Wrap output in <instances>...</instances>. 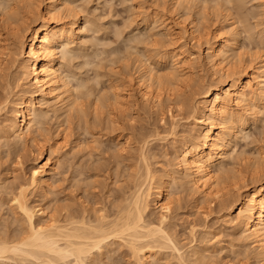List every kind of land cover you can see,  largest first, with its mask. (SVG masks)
I'll return each mask as SVG.
<instances>
[{
  "label": "rangeland",
  "instance_id": "obj_1",
  "mask_svg": "<svg viewBox=\"0 0 264 264\" xmlns=\"http://www.w3.org/2000/svg\"><path fill=\"white\" fill-rule=\"evenodd\" d=\"M22 1L0 0V19L6 11L1 9L7 2L13 7L22 5ZM36 1L40 8L44 6L45 0ZM226 1L179 0L180 4H174L175 0H68V7H73V12L75 10L77 15L87 19L84 34L67 47L70 54L66 64L62 65V70L70 73L67 80L77 100L65 109L67 111L53 103L52 107L51 104L50 108H44L46 112L39 111L43 118L35 126L32 140L28 138L19 144L13 138L0 135V237L14 236V232L17 235V231L20 235L26 230L23 217L11 199L21 185L28 184L30 170L39 154L43 158H52L55 165V172L49 180L50 188L46 193L41 188L28 186L25 198L29 206L44 208L45 214L52 215L61 224L70 214L84 216L91 222L101 214L112 219L116 208L130 201V195H134L133 191L138 187L137 182L143 179L139 174L143 177L145 165H148L154 174L153 187L157 181L165 183L166 199L171 206L167 213V227L170 228L167 231L182 247L184 255L183 260H179L172 248H156L145 264H194L189 255L193 249L199 251L198 258L208 264H260L256 259L255 244L231 222L235 213L224 217V211L216 205L210 210L200 209L201 204L196 202L199 195L192 189V183L188 178H181V171H177L182 142L191 135L194 120L189 111L175 120L169 116L174 113V109L170 113L167 106L172 99L167 94L171 86L168 88L163 81L177 73L175 87L180 95L175 97L179 100L189 96L190 107L195 108L200 101L198 86L208 84L214 77L203 59L208 46L203 36L208 35L206 40L211 41L218 29L224 37L232 38L229 40L236 49L235 56L227 64L229 68L237 69L242 65L250 69L260 65V60L264 59V0ZM226 14L235 22L236 36H229L230 29L227 32L222 29L229 23ZM64 19L69 21L71 17ZM179 20L188 24L193 22L197 33L201 32L203 36L200 34L199 48L188 38H181L180 42L186 43L188 53H194L196 59L190 57L191 61L186 60L187 53L184 62L173 65L170 58L163 55L174 46V36L180 34ZM169 25L173 27L172 31H168ZM144 62L154 68V75L167 86L163 84L161 91L163 118L156 107L151 109L139 98L136 87L139 72L136 68L139 64L145 65ZM18 82L23 85V81ZM16 83L13 81L8 88L10 91H5L4 82L0 84V100L5 98L6 92H10L11 101L22 94L24 87L21 88L19 83L16 86ZM256 105L257 111L239 113L232 129L234 135L230 146L233 150L220 165L221 169L214 170V175L223 181L222 185L229 186L231 180L228 176L236 175L235 178L243 179L240 183L243 181L248 187L251 185L249 177L255 171L259 173L260 181H264L263 171H260L264 168V100ZM12 115L10 108L7 114L5 111L0 114V128L3 119ZM154 132L159 136L155 137ZM143 134L150 136L148 144L141 149L137 137ZM142 150L147 154L145 163L140 160ZM165 173H169L170 178L167 179ZM152 195L149 198L151 205ZM146 214L145 219L150 221L160 216L159 210L153 207ZM120 242L114 240L115 244L104 246L102 257L108 259L116 253L112 256L114 260L136 264L124 242ZM98 254L94 255L100 256ZM16 261L7 260V263H29Z\"/></svg>",
  "mask_w": 264,
  "mask_h": 264
},
{
  "label": "bare ground",
  "instance_id": "obj_2",
  "mask_svg": "<svg viewBox=\"0 0 264 264\" xmlns=\"http://www.w3.org/2000/svg\"><path fill=\"white\" fill-rule=\"evenodd\" d=\"M175 1L174 4L177 2L180 4L179 0ZM22 2V5L15 3L16 6L13 7L8 5L9 2L7 5L5 3L6 6H2L1 10L6 11L0 19V84L4 82L5 91L9 90L13 81L17 82L16 86H18V81H23L22 86L19 84L21 88L24 87L21 91L22 94L14 100L9 99L10 92H6L5 98L0 100V114L3 111L7 114L9 108L13 112L12 117L6 116L3 119L0 135L13 138L16 140L15 143L19 144L25 143L28 138L34 139L35 126L43 118L39 113L47 111L44 108L48 109L55 104L65 110L77 100L73 95L72 86L70 87L67 80L70 73L62 70V65L66 64L67 55L70 54L67 47L73 44L75 39L82 37L84 27L86 28L85 24H87V19L81 18L75 10L73 12V7H68V0L60 2L45 0L42 8L36 0ZM66 16H70L71 19L66 21L64 19ZM225 17L229 23L222 29H227L226 32L230 29L231 35L229 36H236L238 31L233 25L235 22L230 21L229 14L228 17L227 14ZM179 22L177 26L179 25L178 32L181 35L171 34L176 37L173 38L175 44L170 50H167L169 52L165 56L163 55L164 58H170L173 65L184 62V57L188 53L186 43L180 42L181 38H188L199 48L202 41L201 36H203L201 32L197 33L198 29H196V25H193V22L190 24L185 23V20H179ZM167 28L168 31H172L173 27L169 25ZM220 30H217L211 41L207 42L208 33L205 32L207 36H203L206 37L205 43H208L203 59L214 77L208 81V84L202 85L203 83H201V86H198L200 91L197 92L200 101L195 108L194 106L190 107L189 96L185 95L179 100L175 97L180 95L175 87L179 77L177 73L172 75L173 77L166 78L167 80L163 79L168 88L173 86L167 89V94L173 99H168L170 103L168 102L169 110H167L171 113V110L174 109L175 115L171 113L169 116L174 119L188 111L192 112L195 126L193 129L191 128V135L182 142V151L176 163L177 171H181V178L190 180L193 185L192 189L195 194L199 195L201 201L197 198L196 202L201 204V207L198 206V208L209 209L216 205L224 211V217L232 216L235 213L231 222L246 238L252 240L257 247L256 259L258 263L264 264V181H260V175L255 171L249 177L251 185L248 187L243 181L240 183L243 179H238L240 180L238 181L235 178L236 175L235 177L228 176L231 180L228 186L222 185L223 181L214 175V170L221 169L220 165L231 154L229 151L233 150L230 146L234 135L232 129L239 119V113L254 111L256 104L264 100V59L260 60V65L250 69L242 65L237 69L229 68L227 64L235 56L236 49H234L233 41L229 40L230 37H224ZM188 55L189 57H185L186 60L188 58L191 61L190 57L194 59V53H188ZM147 63L144 62L143 66L139 64L141 66L138 65V69L136 68L139 72L136 76L138 95L143 102H147V106L150 105L151 109L156 107L163 118L165 113L162 112L164 103H162L161 91L162 85L165 83L154 75V68H151V65ZM9 104H11L10 107H8ZM154 133L155 137L159 136L156 135V132ZM149 136L143 134L138 136L139 138L137 137L141 149L148 144ZM140 153V160L146 161V152L142 150ZM52 161L49 156L43 158L42 154H39L36 163L30 170L28 184L21 185L14 196L12 193L11 202L20 201L15 205L23 217L26 230H22L23 233L20 232V235L16 230L17 235L14 232V236H11L12 234L6 236V234L4 237H0V264L7 263V260H13V262L20 260L23 263L31 264H75V257L78 256L80 250L92 246L93 241L99 240L104 241L100 245L101 248L107 247L108 243H114V240L124 242V246L127 247L132 258H135L136 264H145L147 257L152 256L156 248L167 247L172 248L171 250L177 254L175 256H178V259L183 260L182 247L178 246L177 241L167 231L170 229L167 227V213L171 206L166 199L165 183L163 181L158 183L159 179H156L157 184L153 187L154 174H151V170L147 168L148 165H145L146 170L143 177L139 174V177L143 179L140 180L138 177L140 181H138L139 184L136 181L138 187L136 191H133L134 195H130L132 198L130 201H126L125 206L116 208L117 211L113 212L115 215L112 219H107V216L101 214L99 218L91 222V220L86 221L84 216L75 217L67 214L65 222L61 224L52 215L45 214L44 208L36 209L29 206L25 198L28 186L38 187L46 193L48 192L49 180L55 172V165ZM260 171H263L264 175V168ZM165 176L167 179L170 178L169 173H165ZM21 188L25 190L23 196H21ZM152 189H154L153 193ZM151 195L153 196L151 199L153 205L149 203ZM22 206L31 213V218L21 212ZM150 206L160 212L159 218L153 219V221L146 220L147 216L144 217L151 208ZM165 208H168L169 211L166 212ZM22 226L24 225L22 224ZM42 227L45 231L41 233L39 230ZM33 229L36 231L34 232ZM108 237H112V239L109 240ZM68 252L71 255H63ZM190 252L189 255L193 257L191 261L194 264H208L207 261L198 258L199 251L193 249ZM99 254L103 256L102 252Z\"/></svg>",
  "mask_w": 264,
  "mask_h": 264
},
{
  "label": "snow or ice",
  "instance_id": "obj_3",
  "mask_svg": "<svg viewBox=\"0 0 264 264\" xmlns=\"http://www.w3.org/2000/svg\"><path fill=\"white\" fill-rule=\"evenodd\" d=\"M24 191L25 190L23 188L20 189L21 196H23ZM14 203L19 204L20 201L16 200L14 201ZM20 210L21 212L25 214V216H28L29 218H31V213L26 208L22 206ZM165 211L167 212L169 211V209L165 208ZM161 223L163 224V220L161 221ZM33 231L35 232L36 230L33 229ZM39 231L42 233L45 231V229L42 227ZM108 239L110 240L112 239V237H108ZM103 243H104L103 240L93 241L92 246L82 248L78 256L75 257V264H123L122 261L114 260L112 258V256L116 255V253H112L108 257V259H104L102 256L94 255V253L104 251V249L100 247V245H102ZM63 255L68 256V255H71V253L70 252L63 253Z\"/></svg>",
  "mask_w": 264,
  "mask_h": 264
}]
</instances>
